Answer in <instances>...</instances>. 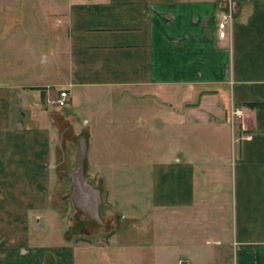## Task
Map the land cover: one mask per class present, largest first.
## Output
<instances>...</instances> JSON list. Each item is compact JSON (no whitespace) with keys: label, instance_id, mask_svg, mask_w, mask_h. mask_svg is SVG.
Masks as SVG:
<instances>
[{"label":"crops","instance_id":"obj_1","mask_svg":"<svg viewBox=\"0 0 264 264\" xmlns=\"http://www.w3.org/2000/svg\"><path fill=\"white\" fill-rule=\"evenodd\" d=\"M54 2L64 27L50 24L35 46L21 43L49 52L0 75V264H85L94 250L111 264H156L163 254L170 264H264V0ZM225 11L233 18L229 36L220 38ZM61 89L69 91V104L58 108L49 99ZM82 95L110 102L81 113L71 99ZM123 95L140 101L129 108L154 154L122 166L137 182L111 192L117 209L131 208L119 213L122 221L163 215V234L151 227L142 234L146 248L140 239L123 244L115 233L74 234L80 230L70 220L77 213V169L61 168L67 129L70 142L85 144L87 176L102 177L100 201L105 184L116 185L117 170L94 156L91 128L115 122H100L108 107L127 112ZM234 106L245 112L235 123ZM195 124L217 130L187 134L186 127L198 131ZM162 132L168 144L158 155ZM62 174L73 191L64 208L53 202ZM127 191L132 198L120 201ZM84 207V223H102L98 210Z\"/></svg>","mask_w":264,"mask_h":264},{"label":"rangeland","instance_id":"obj_2","mask_svg":"<svg viewBox=\"0 0 264 264\" xmlns=\"http://www.w3.org/2000/svg\"><path fill=\"white\" fill-rule=\"evenodd\" d=\"M46 1L48 2V0H40V6H38L39 0H0V75H5L7 70L10 71L11 65L13 69H17L22 63L27 64L33 61L36 62L41 58L42 53H40V51L44 52V55L49 52L47 48L44 49V47L40 48V46H34L44 41L43 35L47 33V29L52 30L50 24L54 26L55 30L60 27L63 28L64 24L60 23V21L63 20V16L59 15L60 12L56 9H53L55 0H49V6L41 7V2L44 3ZM57 24H59V26H56ZM12 43L13 46H7ZM15 43H19V46ZM21 43H31L34 44V46L21 47ZM7 62H9V69H5ZM46 66L52 67L49 63H47L45 67ZM71 100L73 102L72 108H78L81 113H84L86 109L93 106L108 104L110 102L107 97L102 100L100 96L84 97L83 95L78 97V99L75 98ZM120 100L121 103H125L128 107L127 112L120 113L122 107H108L104 109L105 113L102 114L103 117L100 119V122H109V125L112 124V121L115 120V122L110 127L99 125L91 128L94 136L91 142L92 148H96L94 156L100 163L105 165L108 164L107 168L109 171L117 170V175L112 176L116 185L112 187L105 184L108 191L104 190L103 199L101 201L99 197L100 193L97 192V188L103 189L104 183H102V177L99 176V179L98 176H96L93 180H90V177L86 174V161H84L86 147L83 140L82 143H72L69 141V131L67 129L65 131V141L62 140L63 142L61 144V168L66 169V171L72 168L75 170L77 169L74 177V196L78 200V205L76 206L77 213L74 214V212H71L70 220L80 229L78 233L74 232L76 235L81 234L83 237L90 238L91 234H93V236L103 234L104 237L111 238L115 233L114 236L120 239L123 244L130 245L129 241L132 240H136L138 243V239H140V242H142V244L139 243L140 248H146L147 246L143 247V245H147L148 240L144 239L145 237H143L142 234L148 233L147 230H150V227L151 230L155 228L156 232L158 230V232L163 234V215H158V218L152 217L149 219L147 214H143L136 223H133L131 218H126L125 221H122L119 213L121 211L129 212L131 208L123 206L118 208L120 209L119 211L117 207H115L116 197L114 192H111V189L113 188L114 190L117 186L118 190L126 191L131 186L130 184H133L134 179L135 182H137L136 176L131 174V170L127 172V170L121 167L124 166V168H128V163L133 165L137 158L142 159L143 157H147L142 159L144 162H147L148 158L154 154V150L151 149L152 145L149 144V136H145L143 130L141 128H136V124H134L133 110L135 105H138L140 101L137 99L134 100L127 95L121 96ZM131 106L134 108H129ZM112 116H116L117 118H112ZM110 119L112 121H110ZM125 119L128 121L126 122ZM190 127L198 131L193 133L188 127L184 129H186L187 134L192 133L194 137H208V133L217 130L214 125L210 124H195L190 125ZM167 129L169 132L172 131L170 125H167ZM84 133L87 135L86 132ZM164 134L165 133L162 132L157 135L155 152L158 155L162 152L161 150L164 149V146L168 144L166 143L167 139L165 138L164 140ZM199 146L204 148V142H200ZM207 146L209 145L206 140V147ZM118 173H120V175ZM60 178L61 183L59 187L54 190L53 202L64 208L66 199L70 200L69 197L71 193H73L71 188L72 181L67 174H62ZM144 179L145 177L141 176V183H143ZM126 183L130 184L126 186ZM137 184L138 183H135L134 185ZM90 188L92 192H89ZM89 193L92 194L91 199L85 200L88 198L87 194ZM131 198L132 193L127 191L120 201L128 202ZM70 201L72 202V200ZM97 203L99 204L98 207ZM68 204H70V202H67V205ZM84 206L89 208V210L91 209V211H93V208L95 211L98 210L97 217L98 220L102 218V223L100 221V223H96L97 220L94 218L93 222L84 223L80 216H89ZM82 227H84V230L81 229ZM82 236L80 239H83ZM161 236L163 238V235ZM162 238H158V240H163ZM161 247L164 246L162 245ZM83 255L84 253L79 251L78 258H81ZM89 257L92 261L85 264H111L109 261H106L104 256L95 253V250ZM156 264H170V261L168 262L167 257L163 254L157 256Z\"/></svg>","mask_w":264,"mask_h":264},{"label":"built area","instance_id":"obj_3","mask_svg":"<svg viewBox=\"0 0 264 264\" xmlns=\"http://www.w3.org/2000/svg\"><path fill=\"white\" fill-rule=\"evenodd\" d=\"M232 18L233 14L231 11L220 13L218 23L220 38L229 36L228 27ZM69 97V91L61 89L55 97L49 99V103L58 108L66 107L69 104ZM244 113L243 107L234 106L231 111L232 122L235 123L238 118H241L244 115Z\"/></svg>","mask_w":264,"mask_h":264}]
</instances>
